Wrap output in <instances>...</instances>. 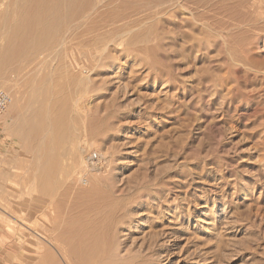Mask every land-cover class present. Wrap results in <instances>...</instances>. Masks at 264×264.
Instances as JSON below:
<instances>
[{
    "label": "rangeland",
    "instance_id": "1",
    "mask_svg": "<svg viewBox=\"0 0 264 264\" xmlns=\"http://www.w3.org/2000/svg\"><path fill=\"white\" fill-rule=\"evenodd\" d=\"M13 1L0 0V51L20 42ZM117 1L100 8L95 21H111L89 50L68 47L75 67L3 70L0 264H264V75L253 70L264 66V0H184L121 29L112 17L156 0ZM48 74L50 133L73 122V142L64 128L58 143L24 125Z\"/></svg>",
    "mask_w": 264,
    "mask_h": 264
},
{
    "label": "bare ground",
    "instance_id": "2",
    "mask_svg": "<svg viewBox=\"0 0 264 264\" xmlns=\"http://www.w3.org/2000/svg\"><path fill=\"white\" fill-rule=\"evenodd\" d=\"M10 1H12V0H10ZM113 1H115V0H14L13 1V3H14V7L13 8H14V13L16 14V17L18 18V23H17L16 27L19 30V34L18 35H20V36H19L18 40L20 39V42L18 43L19 45L17 46L14 43H12V40L14 39V37L13 38H8L6 43H5V50L4 51L2 50L3 52L0 51V86L6 85V81H4L5 79L3 77L4 68L10 66L13 63H15V65H17L16 62L18 63V62L25 61V60H37L39 62H42L41 65L51 64V63H53V64H58L59 63L61 66L63 65V68L66 67V65H69L71 67H73V66L75 67L77 65L76 57H78V56H75L73 54H67L68 47H70L74 43V41L78 40L79 43H85L86 44L84 46L85 47L84 48L85 51L89 50L88 49L89 48L88 47L89 44L87 42H89L92 38H94V36H96L98 34L97 31H98L99 27H102L105 22L111 21V18H108L107 20H104V21H102L100 19L101 20L100 23L95 21V19L97 17L100 18V15L102 14V12H100V8H104L105 5H108L109 3L113 2ZM119 1H121V0H119ZM183 1L184 0H156V1H153V2H147V3L142 4L141 6H138L137 9H133L132 8L133 10L130 11V13L128 12L129 15H128V13L127 14L125 13L126 15H123V16H116V17L114 16V17H112V15H111V17L114 18L115 21H118L116 26H117L118 29H121V27L126 26L128 24V22L127 23L125 21L123 22V20L128 18V17H132V16H135V15H138V16L141 15V16H143V18H145V21H146L145 23H147L146 19H150L151 21H153L154 19L152 20L151 18H157V16H159L161 13L165 14L167 11H173L175 9H181L183 7V5H184ZM116 2H118V1L116 0ZM3 3L4 2H2V5H3ZM6 3L9 4V2H6ZM119 4H121V3H119ZM111 5L112 4H110L109 7ZM114 5H116V4H114ZM200 6H202V5H200ZM124 7H126V6H124ZM13 8L10 7L11 10ZM196 8H199V7H196ZM2 10H3V8H2ZM5 10H6V8H5ZM124 10L125 9H123V11ZM113 12H114V10H113ZM3 13L5 14V11ZM3 13H1V14L3 15ZM7 13L8 12H6L5 17L7 16V18H8V14ZM15 14H12V16L13 15L15 16ZM217 17H219V16H217ZM227 17H229V15ZM10 20H11V18H10ZM10 20H8V21H10ZM13 22H14V20H13ZM15 22H17V21L15 20ZM3 23H5V22H3ZM153 23H154V21H153ZM7 24H8V22H7ZM141 25H143V23ZM8 27H9V25H8ZM139 27H140V25H139ZM3 28L4 27H1V30ZM10 28L11 27H9V29ZM135 28L131 29L132 33L134 32ZM137 28H138V26H137ZM5 29H6V27H5ZM14 30L15 29H13V32L16 33V31H14ZM131 30H129V31H131ZM218 30H220V29H218ZM218 30H216V32ZM3 31L4 30H2L1 33ZM129 31H127V32H129ZM127 32H125V31L118 32L117 34H113V35L109 36V38L107 37L106 39H104L103 40L104 41L103 44H104L105 47L102 46V48L100 50L101 54L103 53V51L107 47L106 46L107 42L111 41L113 43L114 40L116 41V39H118L119 41H123L124 40L123 38H125L126 34H129ZM1 33H0V35H1ZM15 37L17 38V34H16ZM16 38H15V40H16ZM111 42H109V43H111ZM116 42H118V41H116ZM109 43H108V45H109ZM117 44H119V43H117ZM98 54H100V53H98ZM98 58H97V60H99ZM250 63H252V61ZM53 64H51V65L53 66ZM255 65H253L254 66L253 67L254 68L253 69L254 72L255 73H262L264 75V66H257V65L255 66ZM236 69L238 71V68H236ZM249 69H250V67H249ZM5 70H7V68ZM35 74L38 75V73H35ZM42 74H43V72H42ZM261 77H259V78L261 79ZM83 78L82 77H78V79L76 80L77 82L74 83L73 90H74L75 93L77 91L85 90L86 87H85V83H84V79ZM51 79H52L51 75L48 74L47 77L45 75V77H43V78L41 77V78L38 79V83L35 84L34 88L32 87L33 88L32 89L33 93H32L31 96H29L27 105L36 104V107L34 108V111L32 113L31 118L25 120V124L24 125H25V127L27 129L30 130V133H32V135H34V136L37 135V137L39 136L42 139L47 137V136L51 137V135H53V140L57 141L58 143L59 142L62 143V141H63V138L65 136L64 132H63V128H64L67 131V134H69V136L71 138V141L73 142V139H75V136L77 134L76 133L77 129H76V125L72 121H71L72 122L71 124H70V121H69V124L67 123L66 125L62 124L60 126H57V128L54 129V133H52V134L50 133L52 131V123H50V121H49L50 119L48 117V111H49L48 103H49V99H50L51 96H54V99H55L56 92H57L56 90L51 89V85H49V83H48V81H50ZM31 86H32V84H31ZM37 95L41 96V98L40 99H38V98L35 99L34 97L37 96ZM56 120H57V118H56ZM56 120L52 119V122H55ZM65 138H66V136H65ZM55 145H56V143H55ZM66 145H68V144H65V146ZM63 149H64V147H63ZM71 150H73L75 152L77 151V149L75 147H73V144H72ZM68 154L70 155V152ZM78 155H76V156H78ZM79 157H80V155H79ZM80 159H81V157H80ZM75 164H76V162L73 163L72 165L75 167L76 166ZM53 165H54L55 169L64 168L62 160L59 161V160L56 159L54 161ZM45 172H46V170H45ZM61 254L65 258L66 252L63 251Z\"/></svg>",
    "mask_w": 264,
    "mask_h": 264
},
{
    "label": "built area",
    "instance_id": "3",
    "mask_svg": "<svg viewBox=\"0 0 264 264\" xmlns=\"http://www.w3.org/2000/svg\"><path fill=\"white\" fill-rule=\"evenodd\" d=\"M12 102L11 94L0 86V117Z\"/></svg>",
    "mask_w": 264,
    "mask_h": 264
}]
</instances>
